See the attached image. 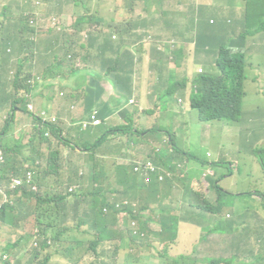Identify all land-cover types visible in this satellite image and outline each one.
Here are the masks:
<instances>
[{
    "label": "crops",
    "instance_id": "crops-1",
    "mask_svg": "<svg viewBox=\"0 0 264 264\" xmlns=\"http://www.w3.org/2000/svg\"><path fill=\"white\" fill-rule=\"evenodd\" d=\"M142 1H136L137 3L130 7V13L136 14L133 15V20L127 17L118 24L111 21L102 23L99 29H93L94 32H97L98 37L93 46L88 47L86 51H82L80 45L82 40L74 42L71 39L60 38L53 42L48 52L44 53L42 48L45 42L36 40V38L31 41L27 34H18L16 46H12L16 52V57L10 62L7 71L0 65V85L8 87L6 90L10 93L8 97L0 96V102H3V104H0V109L3 112L5 109L14 106V110L9 117L10 123L6 129H4V112L2 118H0V131L2 132L0 144L7 143L13 149L9 156L10 162H15L18 167H21L19 164L21 161L27 158L32 159L38 151L44 153L45 147H51L54 150L59 148L61 144L57 145V143H61L64 137L69 142L62 151L63 154L66 153L62 163L65 166L62 168L69 166L75 168L81 155L75 144L81 145L83 141L93 140L92 137L96 134V128L101 125L81 130L77 123L86 119L90 112L98 110L97 115L101 120L106 117L105 124L110 127L121 126L127 123L125 120L127 111L128 116L132 118L134 128L141 130L157 128L154 123L157 122V116L162 111L157 93L166 87L173 88V95H177V103L179 104L178 107L171 109L173 115L171 127L183 123V116L190 108V95L193 91L192 81L200 73L199 69L202 70L201 72H207L203 67L205 58L206 63H210L214 70L215 58L221 46L230 45L232 41L240 40L238 36L242 26L237 25L239 22L220 16L219 13L243 11V1L220 0L218 1V8L217 0H152L148 4H144ZM32 6L31 11L33 12L36 5L33 4ZM111 6L112 2L109 0L107 9L101 7H98V9L109 12ZM21 10L22 13H25L28 8L26 6ZM158 10H160V13L156 17ZM213 12L218 14L213 16ZM20 15L13 12L15 17ZM160 18L168 19V27L158 25ZM116 24V28H112ZM107 28L113 29L110 32V37L114 42H110V39L106 38ZM146 34L164 39L166 44L173 41V49L170 51L164 47L163 50H158L154 43H142L141 39ZM112 35H116L117 39H112ZM47 38L49 39V37ZM246 38L243 41V50L247 47ZM22 39H24V43L20 45ZM106 42L108 43L106 44ZM138 44L142 47L139 48ZM66 49L79 56L81 51L84 53L81 58L84 64L82 68H75L72 61L66 60ZM98 49L99 55L95 53ZM231 50L238 51L239 48L234 47ZM115 56L117 61L113 60ZM257 74L260 76L259 84L252 87L256 97L253 116L247 118L244 122V126H249L252 130L264 128V118L258 116L260 113H264V99L259 97L261 90L264 91V72ZM29 78L34 79L31 85L27 84ZM113 87L115 91L119 92V96L115 101H112L109 94H107ZM88 89H90L89 93ZM61 92L63 96H60ZM25 93L35 113L44 111L45 119L58 125L62 131L59 135L60 139L54 137L51 139L50 146H47L46 142H40L37 139L33 143L30 141L36 135L34 125L37 121L32 119L31 112L27 108ZM13 94L22 98L16 101L13 99ZM100 96L103 102H100ZM130 99L133 100L132 103H129ZM24 103L26 104L24 105ZM73 104H76V109L72 108ZM154 107L157 108V111L152 110ZM22 123L27 125L25 136L18 131L19 125ZM36 127L42 129V126ZM159 129H161L160 132H149L147 135L137 136L140 139L147 138L141 148L135 136L124 133L115 134L118 137L117 140L116 136L112 137L111 135L108 137L107 143L115 141L113 147L119 149L118 160L122 156L128 157L124 161V163H128L131 158L126 152L127 149L131 152L138 150L143 154L155 145L151 141L148 142L149 139L156 137L158 140H165L166 138L169 140L166 128ZM214 138L215 135L210 133L206 140ZM44 139L46 138L43 136L42 140ZM125 139L127 141L133 139L134 141L123 144ZM263 139L264 132L258 134L257 144L260 145L259 142ZM104 143L100 149L106 148ZM73 148L75 149L73 150ZM51 152L54 151L50 150L47 154H44V158L48 157ZM172 155L175 156L173 153L167 152L163 160L165 159L166 163L175 161H169V157ZM98 156L107 161L109 157L114 156L116 158L117 153L108 152V154H98ZM213 162L215 160L211 163ZM28 163H24L23 167L20 168V172L28 166ZM211 163L202 165L196 160L185 163L187 174L184 177L175 176L167 181L172 182V186L168 190L167 198L163 203L172 207L173 215L177 219V238L175 241L167 244L155 238L154 233L160 231L159 226L154 222L159 217V212L153 215L150 211H146L143 214V220L137 219V223L138 227L142 228V222L148 221L152 233L151 237L148 236L149 240H145L144 237L133 239L128 236L132 240V244L129 245L127 252L121 249L115 251L112 243L104 242L99 245L96 252H85L88 259L90 261L94 260L95 264L97 262L100 264H127L128 258L136 260L141 258L148 247H152V249L161 247V255L164 248V256L162 257L164 259L188 255L190 260L197 259L203 262L200 264H225L228 261H233L236 257L231 256L232 259L230 260L224 253L235 252L237 254L235 264H264L263 217L255 225V240L249 244L247 242L248 237L236 235V229L241 226V223L227 218L230 215L225 203L222 204L218 213L208 210L217 204V192L213 188V182L216 179L217 169L223 168L221 162L215 165ZM254 164L260 170H263L256 157L254 158ZM82 167L86 172L88 171L86 163ZM204 167L211 169L213 173V175L211 173L206 177V183L209 186L206 190L207 196L196 195L190 199L184 194L185 183L195 191L196 186L202 181L200 176L205 171ZM34 169L36 177L38 169ZM236 172V161L229 162L228 171L218 183L222 185L223 181L232 179ZM39 177L41 178L37 180V183L43 184L41 185L43 193L45 187L49 188V182L55 183L52 175H49L46 180H42L41 174H39ZM262 180L264 182V174ZM179 181H184V188H182L179 195H176ZM87 186L88 184L85 185V187ZM103 186L107 196H110L111 186L107 182H104ZM223 187L233 191L227 185ZM242 192L234 193L239 194ZM258 192L248 196L251 200L263 201L264 196L261 191ZM227 197L236 201L245 198L244 195ZM86 199L88 198L84 199L83 202L85 203L80 204L77 211H74L73 207L68 209L67 219L69 224L74 218L79 222L84 217V211L87 208ZM134 202L137 203V206L140 204L139 200ZM2 203H5L3 197ZM26 204L29 207V212L23 218L17 217L13 211L11 214L12 223H0V264L7 259L11 260V264H31L38 260L35 259V251L32 249L34 230L32 227L35 223L34 217L31 215V208L35 205V200L26 199L23 196L19 206L24 208ZM122 216L123 211L118 214L117 219V228H119L120 219H122L121 232L125 230L126 224L131 221L127 215ZM88 232V224H83L79 229L78 237L88 239L90 237ZM143 232L145 236L148 234L144 229ZM230 234H232L231 239ZM235 236L237 239L234 243L233 238ZM166 246L168 247L166 248ZM3 255L6 260L2 258ZM74 258L75 255L70 260L53 251L49 264H69L71 261L70 264H72Z\"/></svg>",
    "mask_w": 264,
    "mask_h": 264
},
{
    "label": "trees",
    "instance_id": "trees-1",
    "mask_svg": "<svg viewBox=\"0 0 264 264\" xmlns=\"http://www.w3.org/2000/svg\"><path fill=\"white\" fill-rule=\"evenodd\" d=\"M27 1L28 11L21 13L20 16L15 17L13 14L8 12L9 6L6 3L0 4V65L7 71L9 69L10 62L16 57V52L12 46H16V39L18 34H27V37L31 41L35 38L36 40H41L45 42L42 51L44 53L48 52L53 44L60 38L71 39L76 42L77 40H82L80 45L82 46V51L90 46L97 40V32L93 31V28L85 23L68 24L63 21L59 16H50L48 18H38L35 16L31 9L33 6L29 4L30 0ZM43 1V0H39ZM37 1V3H40ZM68 4H71L72 10L70 11L72 15H68L67 18L73 17V15H79L75 8L80 11H85L90 7H101V2L99 0H68ZM135 2L138 0H134ZM244 5V10H240L243 13V20L245 23L246 30L239 34L240 40L232 41L230 45H223L219 49L214 65V71L211 73L201 72L193 79V91L190 95V108L196 110L199 119L202 122H213L215 120H224L229 123H237L241 112H242V102L245 96V82L249 79L250 75H246L247 60L243 55V41L249 35L255 34L261 30H264V0H242ZM62 0H56L58 5V12H61ZM37 7V6H36ZM37 9H39L37 7ZM55 6L53 5L47 12H53ZM79 20L83 21L84 16H77ZM130 20L134 19V16H129ZM108 22H111L108 21ZM135 20L133 21V23ZM49 37V39L47 38ZM110 42H114L109 38ZM112 39H114L112 37ZM27 41V40H26ZM24 39L21 40L22 45ZM108 42H106L107 44ZM114 46V45H113ZM112 46V47H113ZM103 47V46H102ZM239 48L238 51H232L231 48ZM79 53L81 58L84 53ZM113 52V50H112ZM236 53V54H234ZM75 58V54L66 49V60L67 57ZM109 58L112 59L110 55ZM113 60L117 61V57H113ZM256 68V67H255ZM254 73V72H253ZM251 73V74H253ZM201 75L200 79L199 76ZM35 79V77H34ZM33 79V80H34ZM200 85V86H199ZM90 89H88L89 93ZM262 92V90H261ZM126 124L123 126H118L117 130H121V133L130 136L147 135L149 132H160L159 128L151 129H136L133 126L132 118L128 116L126 111ZM34 125L36 129V135H34L30 141L33 143L35 139L40 142H46L47 146L51 145V139L59 138L61 134V129L58 125L50 122H42L37 120ZM8 125V124H7ZM36 126H42V129H37ZM47 130L50 132V137L42 140L43 131ZM131 131V133L129 132ZM169 137L168 143L172 149V153L175 156H170L169 161L171 163H166L163 161L165 156L164 151L158 155V160L156 164L165 166L164 169L166 173L163 174V179L159 180L151 175L152 180L145 183L144 174L135 170H132L134 163H121L113 164V167H109L106 160L99 157L97 150L102 146L103 142L107 139L109 134H114L113 129L109 127L107 131L97 139L90 141H83L81 145L75 144L80 150L81 155L79 156L78 163L76 167L62 168L63 160L61 161V155L63 152L59 148L51 152L48 157L44 158V154L38 151L36 156L32 159L27 158L21 161L19 164L23 167L24 163H30L32 166H27L30 169H38V173L35 177V184L37 185V191H32L28 187H22L18 192V189L13 190V195L15 199V205H10L9 203H1L3 194H9L10 188V178L13 175L20 173V168L15 162L9 161V156L12 152V147L7 143L2 144L4 153L6 155V163L2 168V180H1V191H0V223L8 224L12 223L11 214L14 211L17 217L23 218L26 213L29 212V207L26 204L23 207L19 206L21 198L26 197V199H34L35 205L31 208V215L34 217L35 227L38 228L39 234L34 233L32 237V249L35 251L36 262L31 264H46L49 256L52 252L53 247H56V252L60 253L64 258L73 259L75 255L72 248V243H75L77 247L82 240H78L77 236L79 234V228L83 224H88L90 230L88 232L89 238L84 239L89 242L88 252H96L99 245L104 242L112 243L115 251L118 249L127 252L129 245L132 244V240L128 237L132 235L133 239L139 237L134 235L131 229H126L120 231V226L122 225V219H120L119 228H117L118 214L124 211V215L128 218L139 219L142 216L139 213L143 210V214L146 211H150L153 215L159 212V217L155 219V223L159 226L160 231L154 233V236L160 242L172 243L177 238V219L173 215V209L170 205L164 204L168 195V190L172 186V182H167L168 179H172L178 176L181 169L187 170L185 163H190L196 160L202 165H206V161L200 159L199 156L194 153L188 152L184 154V149L177 147L173 141L169 132L166 130ZM2 132L0 131V135ZM146 141V137L144 138ZM129 142L134 141L129 139ZM69 141L63 137L61 143L64 146L67 145ZM75 148H73L74 150ZM95 152L93 156L94 160L103 161L102 165L97 162H93L91 169L88 166V171L81 174V166L88 162L90 159L89 153ZM136 153V151H135ZM135 154L130 153L128 156L131 160H135L133 157ZM194 159V160H192ZM56 163V164H55ZM215 165L216 163H211ZM67 170L70 174L68 177L63 178L62 171ZM109 172V179H100L102 172ZM80 173L81 175H79ZM39 174L42 175V180H46L49 175H52L55 183L49 182V188L45 187V192L43 193L41 185L37 183L39 180ZM210 174H204V180ZM213 175V173L211 174ZM187 177V176H186ZM180 179V178H179ZM214 180L213 188L217 192V204L214 207L209 208L210 212L218 213L224 203L223 196L233 197L242 196L248 193L236 194L232 191L225 189L222 185ZM57 182V183H56ZM98 184H94V183ZM107 182L111 186V194L107 196L105 193V188L103 183ZM166 182V183H165ZM85 187V185H87ZM80 186H82L80 188ZM103 186V187H102ZM71 188L70 192L68 189ZM42 191V192H41ZM184 194L190 199L193 196H198L200 193L189 187L185 183ZM86 199L87 208L84 211V217L77 222L76 228H70L68 225L67 213L68 209L73 207L74 211H77L80 204ZM139 200L140 204L135 209L128 207L127 201ZM191 201L189 202V204ZM75 215V214H74ZM123 215V216H124ZM122 216V217H123ZM74 217V216H73ZM143 220V218H142ZM34 226V224H33ZM142 229V230H141ZM139 229L143 232V229L148 232L144 239L148 240V236H152L150 231L148 221L142 222V228ZM44 235V236H43ZM39 240V246L34 247V240ZM50 241V243H49ZM104 246V245H103ZM74 248V247H73ZM115 253V252H114ZM113 253V254H114ZM72 262V261H71ZM70 262V263H71ZM69 263V264H70ZM203 263L197 259H192L188 255H179L173 257L169 262L165 264H200ZM2 264H11V260L7 259ZM89 264H95L94 260H91ZM100 264V263H96Z\"/></svg>",
    "mask_w": 264,
    "mask_h": 264
},
{
    "label": "rangeland",
    "instance_id": "rangeland-1",
    "mask_svg": "<svg viewBox=\"0 0 264 264\" xmlns=\"http://www.w3.org/2000/svg\"><path fill=\"white\" fill-rule=\"evenodd\" d=\"M39 0H30L29 4L32 6L33 4L35 6V10L33 13L38 18H48L50 16H59L63 21H66L68 24L76 23L82 25V23L87 24L93 29H99L102 23H107L108 21L116 22L117 24L126 19L129 16L136 15L130 13V7L136 4L134 0H111L112 6L109 9V12L106 10L100 11L98 8L90 7L89 9L85 11H80L78 8H75L76 11H79L78 14L81 16H84V20L81 21L77 16L79 15H73V17H68L70 15V11L72 10L71 4L67 3V0H62V7L61 12H58V5L56 4V0H43L39 1L40 3H37ZM92 1V0H90ZM101 2V8L107 9V5L109 3V0H99ZM218 1L217 0V8H218ZM138 2H141V0H138ZM144 4H148L152 2V0H143ZM6 3L9 8L8 12L13 14V12L16 15H19L22 13V8L28 6L26 0H0V4ZM55 6V9L53 12L45 13L46 10L50 9L52 6ZM47 10V12H48ZM1 11V10H0ZM160 13V10L157 11L156 17ZM213 16H216L218 13L213 12ZM72 15V13H71ZM220 16H223L225 18H230L232 21H238L239 27L242 26V29H240V33L245 31V23L243 20V13L239 11H233V12H220ZM160 22L158 25H164L165 27H168L169 21L166 18H160ZM116 25H114L112 28H116ZM83 26V25H82ZM113 29L107 28V35L106 38H110V32ZM141 42L144 44H152L156 43L160 45V49L162 50L164 47L168 48L170 51L173 49V42H169L166 44V41L164 39L156 38L152 36L151 34H146L141 39ZM247 47L242 50L244 51L243 55L245 59L247 60V66H246V75H250L249 79L245 82V91L246 95L243 99L242 103V113L240 115V118L237 123H229L224 120H215L212 123L206 124V122H202L198 118V114L196 110L189 108V110L184 114L183 116V123L177 125L176 127H171V123L173 122V115L171 113V109H174L179 106L177 103V95H173V88L172 87H166L162 90H159L157 93L158 96V102L160 103V106L162 107V111L159 113V116H157V122H155V126L157 128H166V130L169 132V134L172 137L173 143L179 147L184 149V154L186 155L188 152L194 153L197 156H199L200 159H203L206 161V165L211 163L215 160V163L218 164L219 162L222 163L223 168L217 169L216 171V181L222 179V176L226 174V172L229 169V162H235L236 161V167L237 172L235 173L234 177L228 181H223L222 186H229L232 192H240L242 193H248L251 191H261L262 195L264 196V182L262 180V175L264 174V139L261 140L257 144V136L258 134H261L264 132V128H256L252 130L249 126H244V122L247 118L253 116L254 111V104L256 97L254 95V92L252 90L253 85L259 84V75L257 73L264 72V30H261L255 34H252L246 38ZM139 45V44H138ZM130 46V45H129ZM142 47L139 45V48ZM97 55H99V49L95 52ZM236 54V53H234ZM68 60L73 62V66L75 67H83V62L81 57L78 54H75V58H71L70 56L67 57ZM203 67L206 69L207 72H210L213 70V67L210 63L205 62L203 64ZM256 67V68H255ZM254 72V73H253ZM253 73V74H251ZM201 75L199 76L200 79ZM255 77V78H254ZM200 86V85H199ZM6 88L3 85H0V96L1 97H8L10 95L9 91L6 90ZM111 97V100L115 101L117 97L119 96V92L114 90V87L107 93ZM76 96V94H75ZM261 98L264 99V91L260 93ZM100 102H103L102 97L100 96ZM0 104H3V102H0ZM26 104V103H24ZM72 109V108H71ZM153 111H157V108L154 107L152 109ZM10 109H5L4 112V123H7V120L9 119V115L7 112H9ZM2 109H0V118L3 116ZM261 118H264V113H260L258 115ZM105 118L102 119L101 125L96 128V134L93 136V139H97L100 136H102L107 129L110 127L109 125L105 124ZM9 124V122H8ZM170 125V126H169ZM26 124L22 123L19 125V132H22L23 136H25V130H26ZM114 134H109L108 137L112 135V137H115V134L121 133V130H117L118 128L112 127ZM149 129V128H148ZM131 133V131H129ZM210 133H213L215 135L214 139L206 140V138L210 135ZM129 134V133H127ZM43 136L45 138H48L50 134L45 129L43 131ZM138 135H135L136 140H138V145L141 148L142 144H144V139L137 138ZM107 137V139H108ZM117 137V136H116ZM105 140L103 143L105 144L106 148L98 149V154H108V152H116L117 157H109L107 161V165L109 167H113V164H120L124 163L128 159V157H120L118 160V153L119 149L114 148V142L115 141H109ZM118 137L116 138V140ZM53 141V140H52ZM147 141V138H146ZM152 142L155 144L151 149L147 152L153 151L155 146H160L164 149V153L166 154L170 148V144L167 142V140H158L156 137H153L152 139H149L148 142ZM129 141L126 139L123 141V144H127ZM54 151L53 148H46L44 149V153L47 154L49 151ZM59 150H64V145L61 144L59 147ZM210 151L213 154L209 153ZM128 154L132 153L135 154L133 157L138 158L142 154L141 151L136 150L131 152L129 149L126 150ZM95 152H90L89 156L90 159L87 162V165L91 169L93 162H97L99 165L103 164V161L94 160L93 156L95 155ZM220 154V155H219ZM261 154V155H259ZM66 153L61 155V161L65 159ZM257 158L258 162L261 164L260 167H262L263 170H260L255 164H254V158ZM166 162V160H163ZM56 164V163H55ZM163 165V163H161ZM29 166H32L30 163H28ZM65 166L62 164V167ZM165 167V166H163ZM81 171H79L81 174L85 173V169L81 166ZM205 168L204 173H201L200 178L202 181L199 182V185L196 186L197 192L200 193L201 197H206L208 190V185L206 181H204V174H211L212 170L209 168ZM132 170H134V167H132ZM75 172V171H74ZM74 172L68 173L67 170L63 169L62 176L63 178L68 177L70 174H73ZM78 173L79 175H81ZM223 173V174H222ZM109 175H112L108 171L101 174L100 179L107 180L109 179ZM75 177V176H74ZM95 185L98 184L97 182L94 183ZM103 187V186H102ZM205 189V192H204ZM69 191V189H68ZM70 192V191H69ZM182 192V182L179 181V185L177 186L176 195H179ZM249 194H245V198L236 201L232 198L223 196V200L225 203V206L228 209V214L230 215L227 217L230 220L237 221L241 223V226L236 229V235L239 236H246L248 237L247 242L249 244L253 243L255 240V232L254 228L255 225L260 221L261 217L264 218V200H251V198L248 196ZM124 215V211H123ZM70 228H76L77 221L74 218L71 224H69ZM80 229V228H79ZM90 230V228H89ZM120 230V229H119ZM79 235V234H78ZM77 236V239L80 241L79 245L75 247V243H72L73 247L70 246L75 254V258L73 260L72 264H89L90 260L88 259L87 255H85V252H88V246L89 242H87L84 239H81ZM230 239L232 237V234L229 235ZM236 236L233 238L234 243L236 242ZM166 242V241H165ZM166 244V243H165ZM87 245V247H86ZM168 246H166L167 248ZM105 248V247H104ZM225 256L228 259L232 257H236L233 261H228L225 264H235L237 259V254L235 252H227L224 253ZM161 255V247H155L152 249V247H148L145 252H143V255L141 258H138V260L134 258H128L127 264H165L166 262H169L170 260L162 258L164 256V248L162 249V255ZM110 264V263H109ZM207 264V263H205Z\"/></svg>",
    "mask_w": 264,
    "mask_h": 264
},
{
    "label": "clouds",
    "instance_id": "clouds-1",
    "mask_svg": "<svg viewBox=\"0 0 264 264\" xmlns=\"http://www.w3.org/2000/svg\"><path fill=\"white\" fill-rule=\"evenodd\" d=\"M250 36V35H249ZM112 37L114 38V39H117V37H116V35H112ZM170 42V41H169ZM171 42H173V41H171ZM155 44V47L158 49V50H160V45H158V44H156V43H154ZM163 50V49H162ZM243 50V49H242ZM244 52V51H243ZM216 59V58H215ZM215 65V64H214ZM75 67V66H74ZM75 68H82V67H75ZM201 70V69H200ZM202 71V70H201ZM201 71H199L200 73H201ZM214 71V70H213ZM212 71V72H213ZM206 73H211V72H206ZM33 83V79H31V78H29L28 80H27V84H29V85H31ZM27 89V88H26ZM26 89H25V91H26ZM60 96H63V93L61 92L60 93ZM24 97L26 98V100H27V108H28V110L31 112V117H32V119L34 120V121H37V120H41L42 122L44 121V122H50V123H53V122H51V121H48V120H46L45 119V112L44 111H41L40 113H35V110L33 109V107H32V105L28 102V99H27V95H26V93L24 94ZM20 98H22V97H20V96H17L16 94H13V99H15L16 101H19L20 100ZM133 102V100L132 99H130L129 100V103H132ZM243 103V102H242ZM25 105V104H24ZM75 107H77L76 106V104H73L72 105V108H75ZM76 109V108H75ZM14 110V106H12L11 108H10V111L9 112H7V114L9 115V117H10V114H11V112ZM22 110H24V109H22ZM125 111V110H124ZM95 112V116H96V118L99 120V123H93L92 122V120L90 119V115L91 114H93ZM242 113V112H241ZM98 110H94V111H92V112H90L89 114H88V116H87V118L86 119H84V120H82V121H80L79 123H77L78 124V126L80 127V129L81 130H86V129H88L89 127H91V126H97V125H100L101 123H102V120L98 117ZM199 118V117H198ZM200 120V119H199ZM201 121V120H200ZM8 122L10 123V120L8 119L7 120V123L5 124V126H4V129H6L7 128V124H8ZM206 123H211V122H206ZM54 124V123H53ZM125 125V124H124ZM121 126H123V125H121ZM115 127H118V126H115ZM112 128V127H111ZM48 133L50 134V132L48 131ZM165 140H167V142H168V139L166 138ZM77 144V143H76ZM0 149H1V151H2V153H3V156H4V162H2L1 164H0V182H1V180H2V168H3V166L5 165V163H6V156H5V153H4V150H3V148H2V146H1V144H0ZM169 149V151H168V153H172V149L171 148H168ZM156 150H158V151H156ZM162 151H164V149L162 148V147H160V146H155L154 147V149H153V151H151V152H146L144 155H141L140 157H138V158H136L135 160H137V159H139V158H144V157H146V156H151L152 157V159H153V161H154V163L156 164L157 163V160H158V155L159 154H161L162 153ZM196 155V154H195ZM259 155H261V154H259ZM133 161L134 160H130V162L131 163H133ZM156 165H158V166H160V167H162V168H164L162 165H159V164H156ZM27 168V166L26 167H24V169L19 173V174H17V175H13V176H20L22 173H23V171L25 170ZM30 169V168H29ZM30 170H32V169H30ZM33 171V170H32ZM34 172V171H33ZM187 174V170H184V169H181V173L179 172V174H178V177H184L185 175ZM33 178H34V185H35V187H34V189L32 188V187H28V188H30L32 191H37V189H38V187H37V185L35 184V174H34V176H33ZM11 179V178H10ZM180 180H182L181 178H180ZM24 187H26V186H24ZM22 187H18V188H16V189H18V192L20 191V189H21ZM182 188H184V181H182ZM13 190H15V189H11L10 190V193L9 194H3V201L5 202V203H9L10 205H15V199H14V195H13ZM0 191H1V183H0ZM253 194H255V193H259L258 191H251ZM253 194H251V195H253ZM13 201H12V200ZM2 203V202H1ZM127 204H129V206L128 207H131V208H133L134 209V211H135V209L139 206H137V203L136 202H134V201H127ZM139 215H141L142 217L141 218H139L140 220H142V218H143V210L139 213ZM130 219V218H129ZM133 221H135V225L133 226L132 225V222ZM127 225H128V230L129 229H131L132 230V232H133V234L134 235H137V236H139V237H136V238H145L146 236H145V233L144 232H142V231H140L139 229H141V228H139L138 227V223H137V220H135V219H132L131 221H130V223H127ZM34 230H33V234L34 233H36V234H39L40 235V233H39V230H38V228L37 227H35V225L32 227ZM125 229H126V227H125ZM142 230V229H141ZM44 236V235H43ZM131 237H132V235H130ZM133 238V237H132ZM135 239V238H134ZM146 240V239H145ZM149 240V239H148ZM35 241H37L38 242V245L37 246H35L34 245V242ZM34 242H33V246L34 247H38L39 246V240L38 239H36V240H34ZM49 243H50V241H49ZM167 244H170V243H167ZM53 251L54 252H56V247L54 246L53 247V249H52V252H51V254H50V256L52 255V253H53ZM57 253V252H56ZM50 256H49V259H48V261H47V263L46 264H49V262H50ZM177 257V256H176ZM2 258L3 259H5L6 257L3 255L2 256ZM6 260V259H5ZM168 260H170V259H168ZM38 261V260H37ZM36 262V261H35Z\"/></svg>",
    "mask_w": 264,
    "mask_h": 264
},
{
    "label": "built area",
    "instance_id": "built-area-1",
    "mask_svg": "<svg viewBox=\"0 0 264 264\" xmlns=\"http://www.w3.org/2000/svg\"><path fill=\"white\" fill-rule=\"evenodd\" d=\"M199 71H201L199 69ZM90 119L92 120L93 123H99V120L95 116V112L90 115ZM158 151V150H156ZM4 162V156L3 153L0 149V164ZM134 163V170L141 172L144 174V181L145 183L149 182L152 180L151 175L156 176L159 180L163 179V174L166 173V170L158 165H156L152 159L151 156H146L144 158H139L137 160L133 161ZM34 172L30 170L29 168H26L23 173L20 176H12L10 179L9 183V188L10 189H16L20 187H32L34 189ZM71 188H69V191ZM127 203V202H126ZM132 225H135V221L132 222ZM34 245L37 246L38 242L35 241Z\"/></svg>",
    "mask_w": 264,
    "mask_h": 264
}]
</instances>
